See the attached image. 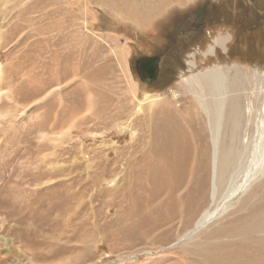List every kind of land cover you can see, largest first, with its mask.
<instances>
[{
  "label": "rangeland",
  "instance_id": "obj_1",
  "mask_svg": "<svg viewBox=\"0 0 264 264\" xmlns=\"http://www.w3.org/2000/svg\"><path fill=\"white\" fill-rule=\"evenodd\" d=\"M153 55L160 74L143 82L135 60ZM217 66L264 74V0H0V264H209L217 243H264V171L197 228L158 166L138 153L145 173L121 170L146 97L188 103L184 79ZM197 168L213 209L211 154Z\"/></svg>",
  "mask_w": 264,
  "mask_h": 264
},
{
  "label": "bare ground",
  "instance_id": "obj_2",
  "mask_svg": "<svg viewBox=\"0 0 264 264\" xmlns=\"http://www.w3.org/2000/svg\"><path fill=\"white\" fill-rule=\"evenodd\" d=\"M224 39L220 38L216 42L220 44ZM263 75L253 73L248 76V73H243L242 70L234 67L231 69L219 66L209 67L184 79L187 88L191 89L194 94H192V98L189 97L188 103L177 104L174 103L173 99H162V102L160 101L162 104L155 108L160 99L146 97L145 100L148 104L145 106L147 108L143 110L141 106H138L136 109L139 115L143 116L142 114H144V116L138 118V115L130 121L132 126H135L136 123L139 125L138 133L133 132L131 134V141H140L141 146L139 149L131 150L130 148L127 151L128 153H123L120 157L121 170L127 171L130 177L138 174V172H141V175L145 173V170L136 168L139 153L141 157L139 163L146 164L147 162L153 167L158 166V171L161 172L163 179L161 188L164 186L168 196L167 199L171 198V201L173 200L176 203V206L173 207L178 215L187 214L193 210L195 219L191 225L197 224V228L200 225L201 227L203 225L207 227L219 219L223 216L222 214L229 203L222 204L220 207L221 202L225 199H232L234 197L232 193L235 190L242 193L248 187V183L254 180L253 178L259 177L264 171ZM209 143L211 150L209 149ZM206 154L208 156L211 154L212 172L209 178L211 179V195L214 207L213 209L205 208L201 211L200 208L207 198L209 190L207 182L209 180L206 179V187L199 185L197 166H203V159L207 156ZM105 158L109 161L107 156ZM148 161L150 162L148 163ZM124 164H128L129 167L125 168ZM207 164V162L204 163V167ZM206 168H209V165ZM120 179L124 181L123 186H119L120 197L121 199L127 198V201L131 204V201H135L134 194L139 190L137 184L132 182L131 185H127L124 174ZM150 179L148 174V180ZM184 180H186L184 187L188 188L185 189L186 191L182 196L173 197L179 191V183L183 185ZM229 195L232 198L228 197ZM148 200V198H144L143 203L147 205ZM196 200L199 203L194 206ZM144 208L146 209V207ZM166 213L163 214L162 221L170 223L168 218L171 219L173 214L171 212H169L170 214ZM253 226L257 229L260 227L262 229V226L264 228V224L259 222H256ZM230 231L231 228L226 232H221L220 235L224 236ZM260 240L263 241L264 239ZM211 241L212 239L210 243ZM231 241L222 245L219 243L220 246L215 249L217 243L213 249L203 253L202 256L206 263L264 264V243L260 242V244L255 245L244 242L245 240L242 243ZM195 253L196 251L192 252L193 255Z\"/></svg>",
  "mask_w": 264,
  "mask_h": 264
},
{
  "label": "flooded vegetation",
  "instance_id": "obj_3",
  "mask_svg": "<svg viewBox=\"0 0 264 264\" xmlns=\"http://www.w3.org/2000/svg\"><path fill=\"white\" fill-rule=\"evenodd\" d=\"M157 61L159 62L160 59L158 55H153ZM149 58L148 56H143L142 59L140 58L139 60H135L134 64V73L140 77V79L143 82H153L158 74H160L158 71L160 64L157 63L152 69V66L154 65L152 60L147 59ZM147 60V61H146ZM175 60V59H174ZM145 62V63H144ZM160 63V62H159Z\"/></svg>",
  "mask_w": 264,
  "mask_h": 264
},
{
  "label": "water",
  "instance_id": "obj_4",
  "mask_svg": "<svg viewBox=\"0 0 264 264\" xmlns=\"http://www.w3.org/2000/svg\"><path fill=\"white\" fill-rule=\"evenodd\" d=\"M147 59H149V60H152L153 61V63H154V65L153 66H155V65H157V63H158V61H157V59L155 58V57H150V58H147ZM147 61V60H146ZM145 63V62H144Z\"/></svg>",
  "mask_w": 264,
  "mask_h": 264
}]
</instances>
